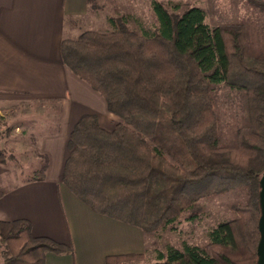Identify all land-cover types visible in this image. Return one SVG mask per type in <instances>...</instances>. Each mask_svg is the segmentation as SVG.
<instances>
[{"label": "trees", "instance_id": "1", "mask_svg": "<svg viewBox=\"0 0 264 264\" xmlns=\"http://www.w3.org/2000/svg\"><path fill=\"white\" fill-rule=\"evenodd\" d=\"M254 2L264 12V0ZM153 8L156 26L134 30L127 17H112L110 32L86 30L62 41L64 64L122 121L108 131L97 115H83L70 133L61 181L95 213L144 234L171 227L185 212L195 220L200 199L238 190L245 202L233 207L234 218L209 231L207 245L169 247L149 264H258L264 50L257 52L254 42L264 43V24L243 19L210 26L198 6L181 14L157 1ZM219 84L242 111L227 144L220 141L211 96ZM46 169L45 163L39 180ZM6 192L0 189V198ZM0 243L2 264H45L48 253L73 252L71 242L33 236L25 219L0 220ZM143 258L111 255L106 264Z\"/></svg>", "mask_w": 264, "mask_h": 264}, {"label": "crops", "instance_id": "2", "mask_svg": "<svg viewBox=\"0 0 264 264\" xmlns=\"http://www.w3.org/2000/svg\"><path fill=\"white\" fill-rule=\"evenodd\" d=\"M88 14V0H0V115L38 106L55 109L59 118L56 131L39 137L48 160L42 180L6 184L0 172L7 190L0 220L25 219L33 236L72 244V254L48 253L45 264H106L108 256L146 250L139 228L94 213L61 181L69 136L83 115H97L108 131L122 121L62 60V41L83 32Z\"/></svg>", "mask_w": 264, "mask_h": 264}, {"label": "rangeland", "instance_id": "3", "mask_svg": "<svg viewBox=\"0 0 264 264\" xmlns=\"http://www.w3.org/2000/svg\"><path fill=\"white\" fill-rule=\"evenodd\" d=\"M88 1L89 14L83 21V32L89 29L101 33L112 31L114 27L109 21L112 17L115 19L127 17L129 27L134 30H139L138 24L147 28L156 26L158 19L153 1L178 14L192 6L203 8L207 14L206 22L210 26L237 24L243 19L264 24V12L260 11L254 0ZM176 5L179 6L177 10ZM254 48L257 52H262L264 43L255 39ZM211 96L219 121L220 141L227 144L235 138V130L241 122L242 111L233 92L223 84L215 85ZM7 112L6 110L0 115V151L4 153L3 162H0V172H3L4 181L11 184L19 178L39 180L42 177V167L45 163L48 164L47 157L41 155L39 151V137L58 128L59 118L54 114L55 109L32 106V109H24L22 111L24 114H19L21 111L15 114ZM245 200V195L238 190L208 196L199 200L200 212L195 220H189L191 212H185L167 229H158L147 234L140 229L145 237L146 250L141 253L144 254V258L138 263L155 262L158 253H166L169 247L181 249L184 244L207 245L209 231L219 223L234 218L233 207L243 204ZM3 251L4 246L0 243V264L4 261Z\"/></svg>", "mask_w": 264, "mask_h": 264}, {"label": "water", "instance_id": "4", "mask_svg": "<svg viewBox=\"0 0 264 264\" xmlns=\"http://www.w3.org/2000/svg\"><path fill=\"white\" fill-rule=\"evenodd\" d=\"M259 202L261 216L259 219L260 240L258 243V264H264V172L260 179Z\"/></svg>", "mask_w": 264, "mask_h": 264}]
</instances>
